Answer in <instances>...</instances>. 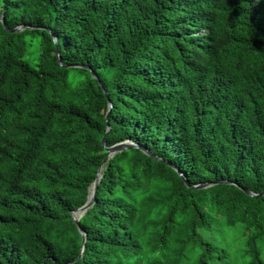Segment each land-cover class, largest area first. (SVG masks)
I'll list each match as a JSON object with an SVG mask.
<instances>
[{"label":"trees","instance_id":"16d2710c","mask_svg":"<svg viewBox=\"0 0 264 264\" xmlns=\"http://www.w3.org/2000/svg\"><path fill=\"white\" fill-rule=\"evenodd\" d=\"M0 14V264H264V0Z\"/></svg>","mask_w":264,"mask_h":264},{"label":"water","instance_id":"95a60500","mask_svg":"<svg viewBox=\"0 0 264 264\" xmlns=\"http://www.w3.org/2000/svg\"><path fill=\"white\" fill-rule=\"evenodd\" d=\"M0 17H1V14H0ZM18 29H19V27H16V28L13 29V31H17ZM105 119H106V121H108V115H106ZM108 128H109V125H108ZM102 145L105 146V138L104 137L102 138ZM131 146H137V145H134L132 143H129L128 141H122V142L116 143V144H114L112 146H109V147L106 146L107 155L113 154V153H115L117 151H120V150H122L124 148L131 147ZM98 181H99V169H98V172L96 174V178H95L94 182L92 183L90 196L88 197V199L86 200V202L81 207H79V208H77V209H75L74 211L71 212V215H72V217H73V219H74V221H75V223L77 225H78V220H79L80 216L82 215V213L94 201V191L96 189V186H97ZM202 185L203 184L196 185V186L197 187H201ZM263 193H264V191L261 194H263ZM79 231L84 236V232H83V230L81 228H79Z\"/></svg>","mask_w":264,"mask_h":264},{"label":"bare ground","instance_id":"6f19581e","mask_svg":"<svg viewBox=\"0 0 264 264\" xmlns=\"http://www.w3.org/2000/svg\"><path fill=\"white\" fill-rule=\"evenodd\" d=\"M90 194H91V189H90Z\"/></svg>","mask_w":264,"mask_h":264},{"label":"rangeland","instance_id":"374dc122","mask_svg":"<svg viewBox=\"0 0 264 264\" xmlns=\"http://www.w3.org/2000/svg\"><path fill=\"white\" fill-rule=\"evenodd\" d=\"M129 142V141H128ZM130 143V142H129Z\"/></svg>","mask_w":264,"mask_h":264}]
</instances>
